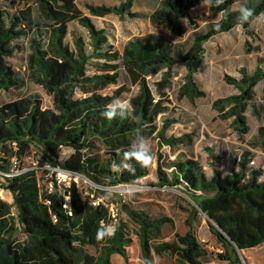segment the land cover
Here are the masks:
<instances>
[{"label":"trees","instance_id":"obj_1","mask_svg":"<svg viewBox=\"0 0 264 264\" xmlns=\"http://www.w3.org/2000/svg\"><path fill=\"white\" fill-rule=\"evenodd\" d=\"M7 1L0 0V93L32 83L50 96L51 105L44 107L35 94L0 104V173H9L12 159L21 161L34 149L49 166L81 175L97 187L133 185L148 175V167H141L134 160L129 161L134 171L113 166L121 163L123 153L138 134L148 140L154 136L160 145L171 148L191 146L189 135L167 137L165 131L170 122L164 119L158 127L156 121L168 111L166 104L170 101L165 90L171 88L173 66L182 63L187 70L180 96H204L192 79L202 63L203 44L236 27L247 30L264 13V0H259L250 7L254 9L252 20L240 26L239 13L232 8L235 0H225L220 7L209 9L220 15L219 21L210 25L206 34L197 36L186 52L174 55L173 44L149 35L141 41H129L119 55L105 30L96 28L89 17L145 19L153 27L164 26L180 37L183 21L201 0H156L155 10L148 15L131 11L136 0H123L114 7L84 5L89 16L78 9L77 0H26L36 8L34 18L26 12L9 15L1 7ZM70 23L86 31L87 42L68 31ZM218 23L219 30L215 27ZM69 34L72 47L66 43ZM24 48L28 56L21 74L8 60ZM88 66L94 68L93 75H87ZM121 74L128 86L136 89L127 100L135 118L107 120L102 116L106 105L129 91L126 83L119 84ZM157 76L159 79L150 84V79ZM241 83L244 86H237V96L216 103H222L220 110L230 105L221 117H235L234 125L242 127L237 131L244 133L245 111L252 108L258 116L252 98L259 83L264 99V71L243 74ZM109 86L117 87L112 96L98 93ZM259 135L264 139V128H260ZM64 148L71 152L61 161L58 155ZM154 157L158 186L182 185L190 192L188 197L195 206L191 214L206 219L220 249L215 253L217 260L242 264L237 250L264 244V172L249 166V152L232 157L224 174L212 167L210 176L197 161L182 157L166 165L167 174L160 163L161 156ZM38 172L31 167L5 177L6 183L0 181V190L12 199V206L0 201V264H112L114 254L127 264L125 249L131 239L126 224L117 221L112 224L117 228L115 236L97 240V229L102 223L111 225L108 207L102 203L93 205V197L83 199L74 182L69 189L53 183V190L46 193L40 186ZM120 211L136 226L142 262L169 256L176 264H209L207 250L192 232V218L186 221L189 230L185 234L174 233L171 240L158 242L165 220L151 219L124 204Z\"/></svg>","mask_w":264,"mask_h":264},{"label":"rangeland","instance_id":"obj_2","mask_svg":"<svg viewBox=\"0 0 264 264\" xmlns=\"http://www.w3.org/2000/svg\"><path fill=\"white\" fill-rule=\"evenodd\" d=\"M122 1L77 0V7L84 15L89 16L84 5L114 7ZM258 2L259 0H235L232 8L238 11L242 4L252 7ZM156 6V0H136L131 11L148 15L155 10ZM1 7L9 15L26 12L34 18L37 14L35 6L31 2L26 3V0H9L1 4ZM89 18L96 28L105 30L109 43L112 44L113 50L119 55L129 41H141L149 35L159 36L166 42L173 44L174 55H178L186 52L197 36L206 34L210 29V25L219 21L220 15L201 7V4L198 5L188 13L187 18L183 21V32L180 37L174 36L164 26L153 27L145 19H119L113 15L103 18ZM68 31L74 32L86 42L88 41L86 31L77 24L70 23ZM66 43L70 47L73 46L70 34L66 38ZM202 47V63L198 71L192 74V79L198 91L203 92L204 96L194 97L193 99L180 96L179 90L186 82L187 70L182 63H179L172 68L171 88L165 90L170 101V104H166L168 111L156 120L158 127H161V122L164 119L170 122L165 131L167 137L189 135L193 142L189 147L171 148L167 145H160L158 139L152 136L148 140L152 153L155 156H161L160 163H163V171L167 174L169 170L165 168L166 165L174 163L179 157L197 161L207 176L211 175L212 167L219 169L224 174L231 164V158L239 157L243 151L251 154L249 166L264 172V139L259 135L260 128H264L262 83L257 84L252 98L258 116L253 113L252 108L245 111L243 115L246 119L247 130L244 133L237 131L242 127L234 125L235 117H221L230 108V105H225L223 110H220V107L223 106L222 103H216L239 94L237 86H244L241 83L243 74L250 76L257 69L264 71V13L260 14L247 30L236 27L228 33L217 34L205 42ZM27 56L28 50L24 48L15 57L10 58L8 62L16 71L24 74ZM94 73V68L88 66L87 75H93ZM156 79H159V76L151 78L150 84ZM122 83H126L123 74H121L119 80V84ZM128 87L129 91L123 93L118 98L119 100L127 102L130 96L135 93V87ZM116 88V86H109L98 93L112 96ZM31 94L37 95L44 107H50V96L39 86L32 83H27L19 90H12L6 94L0 93V104ZM70 152L69 149H62L58 159L62 161ZM40 160L34 149L21 161L12 159L9 173L0 174V181L6 183L5 177L27 170L33 167L36 161ZM38 170V174L41 175L40 186L44 190L50 183L51 176L44 169ZM155 172L156 160L154 159L152 165L148 167V175L133 185L95 187L77 177H72L70 183L71 181L75 183L83 199L93 197L94 201H100V203L108 206L120 203L114 218L116 222L120 220L126 224L128 236L131 239L130 246L125 249L127 264H143V262L140 256L138 238L135 234L136 226L120 211L121 204L126 205L131 210L142 212L151 219L165 220L161 225L158 242L171 240L174 233L185 234L189 230L186 221L192 218V232L202 247L207 250L209 264H228L215 258V253H219L220 249L206 225V219L203 215L191 214L194 205L188 197L190 192L186 191L182 185L158 186ZM261 179H264V176ZM66 183H68L67 180ZM59 188L62 189L63 186L60 185ZM91 194L93 196H90ZM0 201L12 206L10 195L3 190H0ZM10 212L14 213L11 207ZM89 252L94 254L93 249H89ZM241 255L245 264H264V244L251 250L242 251ZM154 262L155 264H176L175 259L169 256L154 257ZM111 263L126 264L117 254L111 257Z\"/></svg>","mask_w":264,"mask_h":264},{"label":"clouds","instance_id":"obj_3","mask_svg":"<svg viewBox=\"0 0 264 264\" xmlns=\"http://www.w3.org/2000/svg\"><path fill=\"white\" fill-rule=\"evenodd\" d=\"M225 0H201V7L205 9L218 8L222 5ZM237 21L240 26L249 23L254 17V9L242 4L238 9ZM216 29L219 30L221 25L218 23L215 25ZM133 107L130 102L121 101L119 99L112 101L106 105L105 110L102 112V116L107 120H113L116 118L120 119H134ZM148 139L143 135H137L133 140L129 150L123 153V159L119 165L114 163V168L117 170H128L134 171V168L129 161H135L141 167H150L154 160ZM117 228L114 225H105L97 229L96 239L103 240L115 236ZM143 264H155L154 260H145Z\"/></svg>","mask_w":264,"mask_h":264},{"label":"built area","instance_id":"obj_4","mask_svg":"<svg viewBox=\"0 0 264 264\" xmlns=\"http://www.w3.org/2000/svg\"><path fill=\"white\" fill-rule=\"evenodd\" d=\"M32 168L44 169L48 174H50V176H51L50 183L44 189V191L46 193H50L53 190V183H56V185L58 187H60V185H61V186H63V188L69 189L70 184H71L70 180H71L72 177H75L73 175L74 173L62 170V169H60L58 167H51L47 163H45V162H43L41 160L40 161H36L35 165ZM24 171H26V170H24ZM21 172H23V171L16 172L14 174H19ZM0 174H2V173H0ZM3 175H5V174H3ZM66 180H67L68 183H66ZM98 203H100V201L99 202L95 201V202H93V205H97ZM45 204H49V201L45 200ZM102 204H104V203H102ZM118 204H120V203L111 204L109 206L104 204L109 209L110 218L112 219L111 225L116 222L114 216L116 215V212L119 209ZM51 218L53 219V221H55V216L54 215H51Z\"/></svg>","mask_w":264,"mask_h":264},{"label":"water","instance_id":"obj_5","mask_svg":"<svg viewBox=\"0 0 264 264\" xmlns=\"http://www.w3.org/2000/svg\"><path fill=\"white\" fill-rule=\"evenodd\" d=\"M75 177H77V178H79V179H82L84 182H86V183H90L86 178H84L83 176H81V175H78V174H73ZM90 184H92V183H90ZM93 185V184H92ZM95 186V185H94ZM95 187H97V186H95ZM195 207V206H194ZM237 253H238V256H239V259H240V261L242 262V264H245V262H244V259L242 258V255H241V252L239 251V250H237Z\"/></svg>","mask_w":264,"mask_h":264}]
</instances>
